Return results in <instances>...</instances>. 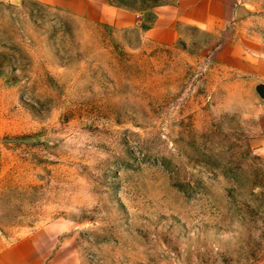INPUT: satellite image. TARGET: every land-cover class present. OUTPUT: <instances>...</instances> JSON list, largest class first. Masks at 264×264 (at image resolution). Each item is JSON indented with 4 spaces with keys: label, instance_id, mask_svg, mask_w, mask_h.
I'll use <instances>...</instances> for the list:
<instances>
[{
    "label": "rangeland",
    "instance_id": "1",
    "mask_svg": "<svg viewBox=\"0 0 264 264\" xmlns=\"http://www.w3.org/2000/svg\"><path fill=\"white\" fill-rule=\"evenodd\" d=\"M177 1L110 0L136 14L120 28L0 0L2 242L53 227L81 264L264 255V80L232 68L264 54V0H209L221 24L155 42Z\"/></svg>",
    "mask_w": 264,
    "mask_h": 264
},
{
    "label": "crops",
    "instance_id": "2",
    "mask_svg": "<svg viewBox=\"0 0 264 264\" xmlns=\"http://www.w3.org/2000/svg\"><path fill=\"white\" fill-rule=\"evenodd\" d=\"M35 1L65 9L95 25L110 24L123 28L136 24L134 12L114 5L110 0ZM162 7L161 17L146 29L147 35L160 44L173 41L170 36L175 34L177 19L201 29H210L224 21L227 8L222 2L217 4L209 0H178L174 7ZM246 55L244 61L239 58L233 70L251 79L264 80V54ZM59 233L53 227H40L15 241L2 242L0 238V264H81L71 243H66ZM250 264H264V255Z\"/></svg>",
    "mask_w": 264,
    "mask_h": 264
},
{
    "label": "water",
    "instance_id": "3",
    "mask_svg": "<svg viewBox=\"0 0 264 264\" xmlns=\"http://www.w3.org/2000/svg\"><path fill=\"white\" fill-rule=\"evenodd\" d=\"M245 14V10H244V8L241 6V7H238L237 8V10H236V16L237 17H240V16H242V15H244ZM257 90L260 92V93H262V92H264V89L262 88V87H257Z\"/></svg>",
    "mask_w": 264,
    "mask_h": 264
}]
</instances>
